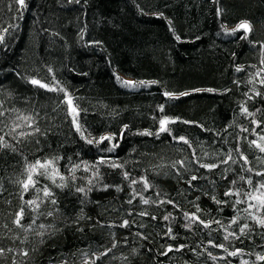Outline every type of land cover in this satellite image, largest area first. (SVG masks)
Segmentation results:
<instances>
[{"label": "trees", "instance_id": "16d2710c", "mask_svg": "<svg viewBox=\"0 0 264 264\" xmlns=\"http://www.w3.org/2000/svg\"><path fill=\"white\" fill-rule=\"evenodd\" d=\"M0 38V264H264V0H0Z\"/></svg>", "mask_w": 264, "mask_h": 264}, {"label": "snow or ice", "instance_id": "6c2138e0", "mask_svg": "<svg viewBox=\"0 0 264 264\" xmlns=\"http://www.w3.org/2000/svg\"><path fill=\"white\" fill-rule=\"evenodd\" d=\"M17 2L21 5H23L24 3V0H17ZM237 29H243L246 33L247 32H250L251 31V26L247 23V22H242L241 24H239L237 26ZM2 39V38H0ZM177 39H179V37H177ZM31 83H33L34 85H39L41 87H47V85L45 84H42L40 81L38 80H32ZM125 86H135L134 82H129V81H124L123 82ZM143 83V82H142ZM211 91V90H210ZM165 95H170L169 93H165ZM185 95H187V93H185ZM68 104L71 106L72 104V101L71 99L69 98V100L67 101ZM71 111L73 113H76L77 112V109L75 107H72L71 108ZM245 112H247V109H244ZM74 121H75V117H73ZM169 121L168 120H162L160 123H161V131H166L167 129L164 127ZM77 127L79 128V126L77 125ZM101 139H111V137H103ZM181 140H183L184 138L181 137L180 138ZM261 139H264V137H262ZM3 141V138L0 137V143H2ZM89 143H92L91 140L88 141ZM185 143H187V141H185ZM253 143H255V141H253ZM7 146V145H5ZM261 152H264V146H261L259 144L256 145ZM230 159V157H229ZM246 160V158H244ZM52 164V161L49 160L47 161L46 163H43L41 164L39 161H37V163L35 165H31L30 168H29V176H28V182L27 183H24L23 186L25 189H27L29 187V184H32L33 181H32V176H31V172L34 171L37 167L39 168H43V169H47L50 165ZM204 167H208V168H211V167H215V165H203ZM260 175H264V173H258ZM192 179H196V177H193ZM248 183L251 185L252 181L249 180ZM261 189H264V183L260 184L259 185V188L256 189V192L259 193V195H256L254 193H248V195L253 199V200H256L261 206H264V192H261L260 190ZM45 195H49V193L47 192V190H45ZM30 203H34V202H30ZM53 203H55V201H53ZM144 203H148L147 200L144 201ZM22 216V213L20 214ZM165 219H167V217H165ZM17 224H19V219L16 221ZM127 223V222H125ZM260 223L261 224H264V220H260ZM247 227V226H245ZM243 228H241V232H243ZM228 237L226 236L225 239H227ZM220 247H223L222 245H220ZM26 254V253H25ZM236 253H232V255H235ZM264 259V258H262Z\"/></svg>", "mask_w": 264, "mask_h": 264}]
</instances>
